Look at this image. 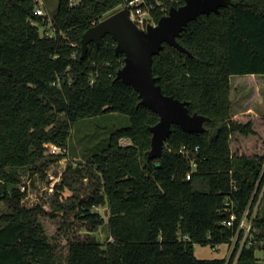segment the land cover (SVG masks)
<instances>
[{
	"label": "trees",
	"instance_id": "obj_1",
	"mask_svg": "<svg viewBox=\"0 0 264 264\" xmlns=\"http://www.w3.org/2000/svg\"><path fill=\"white\" fill-rule=\"evenodd\" d=\"M125 1L58 0L51 33L40 34L38 24L47 18L35 14L37 0H0V201L7 203L0 212V264H224V258H196L195 244L227 243L238 221L223 224L225 202L240 219L261 194L253 226L255 237L264 238V114H235L231 99L233 76H264V0H232L217 13L202 14L177 38L190 55L164 43L153 57L162 93L188 102L190 114L209 118L202 132L172 125L154 159L145 153L149 127L159 116L139 103L132 86L115 79L124 63L115 40L105 35L98 45L90 43L80 59L82 34ZM144 1L157 23L185 0ZM107 113L126 115L129 124L111 132L103 149L83 154L86 162L74 172L91 193L86 200L71 196L62 209H77L92 231L106 224L112 240L103 245L88 234L67 239L59 252L40 220L53 214L25 207L26 192L15 186L21 174L42 172L64 157H45L46 143L68 149L78 120ZM122 137L132 146H119ZM182 145L193 166L179 154ZM95 206L107 207L106 221ZM255 248H244L239 263L264 264Z\"/></svg>",
	"mask_w": 264,
	"mask_h": 264
},
{
	"label": "rangeland",
	"instance_id": "obj_2",
	"mask_svg": "<svg viewBox=\"0 0 264 264\" xmlns=\"http://www.w3.org/2000/svg\"><path fill=\"white\" fill-rule=\"evenodd\" d=\"M37 1V8H41L47 18L45 24H38L39 32L40 34L51 33L49 22L55 14L58 0ZM232 82L233 104L238 106L241 104L243 107L245 105L241 113L263 115L264 76L256 78L250 77V75L233 76ZM128 124V117L120 113H107L97 117L80 119L72 127L68 149L67 147H59L60 149L53 152L50 145L56 144L49 142L44 145L45 157L60 155L64 156L63 158L50 164L42 172L33 173L34 170L31 169L29 172L21 174V182L15 187L26 192L22 203L27 208L39 205L46 212L53 214V216L43 214L40 216V220L45 226L50 240L59 244V252H63L65 249L67 239H83L88 234L94 236L103 245L112 240L109 237L106 224L92 231L90 223L77 218V209L69 212L62 208L66 209L71 204L73 201L71 196L86 200L91 193L88 181L78 178L74 172L76 167L82 168L79 163L85 164L86 158L83 157V154H93L103 149L108 143L110 133L118 128L126 127ZM258 125L260 124L258 123ZM261 139L264 147V136ZM40 165L41 162L36 164L37 167ZM66 183L71 184V187H68ZM60 185H62V189L57 190L55 186ZM197 187L200 190L207 189L206 184H200ZM2 194L4 193L0 190V199L4 198ZM5 210H7V203L2 200L0 201V212ZM92 210L101 214L105 221L107 220L108 209L106 206H95ZM226 253L225 243L215 248L200 244L194 246V256L198 259L224 258Z\"/></svg>",
	"mask_w": 264,
	"mask_h": 264
},
{
	"label": "water",
	"instance_id": "obj_3",
	"mask_svg": "<svg viewBox=\"0 0 264 264\" xmlns=\"http://www.w3.org/2000/svg\"><path fill=\"white\" fill-rule=\"evenodd\" d=\"M231 1L185 0L180 6L170 7L155 25H148L146 30L139 29L130 19L129 10L122 8L93 24L82 34L80 59L86 56L90 43L98 45L105 35L115 40L116 53L124 55V63L115 79L132 86L139 95V103L159 116V121L149 127L152 136L151 148L145 153L148 159L161 157L172 125L187 132H202L204 124L209 121L206 116L190 114L188 102L162 93L153 75V57L159 54L164 43L190 55L177 41L183 29L190 21L202 14L217 13L220 7L229 5Z\"/></svg>",
	"mask_w": 264,
	"mask_h": 264
},
{
	"label": "built area",
	"instance_id": "obj_4",
	"mask_svg": "<svg viewBox=\"0 0 264 264\" xmlns=\"http://www.w3.org/2000/svg\"><path fill=\"white\" fill-rule=\"evenodd\" d=\"M71 4H75V1L71 0ZM145 6L146 4L144 0H126L125 2L121 3L118 8H127L129 10V17L136 24V26L139 29L146 30L148 25H155L156 23H154L153 19L149 14L148 8ZM35 14L45 15V12H43L41 8H37L35 10ZM74 57H76V54H74ZM90 83H92V81ZM50 146L53 152H56L58 149H60L56 145ZM119 146H132V141L129 138L122 137L119 139ZM194 150L197 151V147H195ZM178 152L186 159H188L190 165L193 166L195 164V160L190 156L189 149L186 145H182L179 148ZM190 175L191 172L186 175V178L190 179ZM261 196L262 194L260 195L254 209L251 212L250 206L253 200L252 197L248 207L246 208L243 213V216L240 219H237V215L232 211L231 204L227 201L225 202L226 207H224V211L228 213V219H226L223 224H225L227 227H234L236 221H238V224L235 227L234 234L231 239L227 243H225L227 253L226 257H224V264H240L239 260L244 248L248 249L252 245L256 247L254 249V253L259 259V261L263 260L264 238L262 237L258 240L255 237V235L258 236V231L253 226V221L260 208ZM258 245H260L262 248H259Z\"/></svg>",
	"mask_w": 264,
	"mask_h": 264
},
{
	"label": "crops",
	"instance_id": "obj_5",
	"mask_svg": "<svg viewBox=\"0 0 264 264\" xmlns=\"http://www.w3.org/2000/svg\"><path fill=\"white\" fill-rule=\"evenodd\" d=\"M231 97H232V101H233V94L232 93H231ZM244 107H245V105H244ZM244 107L241 104L239 106L237 104H233V111H234L235 114H242L241 110L244 109Z\"/></svg>",
	"mask_w": 264,
	"mask_h": 264
}]
</instances>
